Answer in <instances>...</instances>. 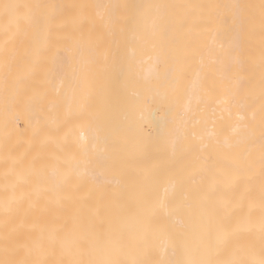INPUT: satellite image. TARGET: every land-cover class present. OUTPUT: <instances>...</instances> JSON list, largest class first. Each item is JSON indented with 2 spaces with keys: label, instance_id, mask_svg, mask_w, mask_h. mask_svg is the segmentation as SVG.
Wrapping results in <instances>:
<instances>
[{
  "label": "bare ground",
  "instance_id": "6f19581e",
  "mask_svg": "<svg viewBox=\"0 0 264 264\" xmlns=\"http://www.w3.org/2000/svg\"><path fill=\"white\" fill-rule=\"evenodd\" d=\"M5 2L54 7L25 10L5 35ZM96 5L122 7L109 22ZM259 5L0 0L21 264H174L186 250L205 261L264 259ZM49 13L48 39L37 41Z\"/></svg>",
  "mask_w": 264,
  "mask_h": 264
},
{
  "label": "snow or ice",
  "instance_id": "6c2138e0",
  "mask_svg": "<svg viewBox=\"0 0 264 264\" xmlns=\"http://www.w3.org/2000/svg\"><path fill=\"white\" fill-rule=\"evenodd\" d=\"M35 8H43L47 9L50 7V5H29V4H21V3H8L5 2L2 4L3 8V24H2V30L7 35L9 31L13 29L14 26H16L20 20V18L25 14V10ZM79 7L83 8L86 7L84 5H80ZM122 7L120 5H96L97 8V15L103 20L105 16H107L108 21L111 22L114 17V11L116 8ZM184 7L192 8L197 7L193 5H185ZM211 7V6H210ZM235 8H239L240 5H233ZM260 25H261V33L264 35V0H260ZM43 24L39 20L36 22V31H35V39L37 41L43 39L47 40L49 36V27L48 24L50 20L52 19L51 14H46L43 16ZM209 22H211V17H209ZM153 27L155 28L156 25L154 23ZM264 44V42H262ZM40 49L36 48L35 52L39 53ZM261 65L264 67V46H262L261 50ZM261 89H262V95H264V79L261 81ZM176 94V88L174 86H171L170 88L168 86H165V91L163 93L164 96L169 95H175ZM262 119H264V105H262ZM261 166L262 169H264V155L261 157ZM261 200L264 201V188L261 189ZM183 207L182 203H177L176 210L179 211ZM261 229L264 230V219H262L261 222ZM162 241L166 242L170 240V237L161 234ZM76 246L78 247L79 244L76 242ZM0 264H21V262L9 260V259H2L0 260ZM77 264H109V262L103 260V259H88V260H80L77 262ZM130 264H144L142 261L133 260L130 262ZM155 264H166L164 261H157ZM174 264H234L233 261L230 260H224V261H205L195 258L191 253L187 252L186 250V257L184 259L175 261ZM259 264H264V259H261L259 261Z\"/></svg>",
  "mask_w": 264,
  "mask_h": 264
},
{
  "label": "rangeland",
  "instance_id": "374dc122",
  "mask_svg": "<svg viewBox=\"0 0 264 264\" xmlns=\"http://www.w3.org/2000/svg\"><path fill=\"white\" fill-rule=\"evenodd\" d=\"M7 126L4 124L2 97L0 96V260L19 262L22 257L19 234V186L15 151L10 154ZM14 155H13V154ZM14 164V166H12Z\"/></svg>",
  "mask_w": 264,
  "mask_h": 264
}]
</instances>
